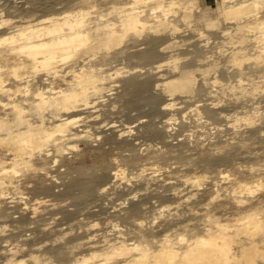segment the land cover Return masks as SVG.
<instances>
[{"label":"bare ground","instance_id":"6f19581e","mask_svg":"<svg viewBox=\"0 0 264 264\" xmlns=\"http://www.w3.org/2000/svg\"><path fill=\"white\" fill-rule=\"evenodd\" d=\"M59 1L17 0L16 16L0 7V264L264 263L261 0H221L217 13L212 0L53 11ZM106 61L120 66L106 75ZM100 102L138 113L121 128L79 124ZM47 163L64 168L52 175ZM30 186L50 199L30 204ZM83 205L120 221L93 236L99 223L87 221L71 247L66 233L48 235L34 253L5 237L45 214L81 225Z\"/></svg>","mask_w":264,"mask_h":264},{"label":"rangeland","instance_id":"374dc122","mask_svg":"<svg viewBox=\"0 0 264 264\" xmlns=\"http://www.w3.org/2000/svg\"><path fill=\"white\" fill-rule=\"evenodd\" d=\"M17 0H0V7H6L7 10H8V14L10 16H16V15H22L23 13H20V10L19 8L16 7V5L13 4V2H16ZM215 2L216 6L214 5L213 6V10L214 12H218V7L217 5L221 3V0H212ZM75 4V1L74 0H69L68 2H63V1H59L55 6H54V10L53 11H56V12H60L61 10H66V9H69L71 7H73ZM34 15H38L37 12H35ZM105 65H102L103 68H106L107 69V74H112L113 73V69L112 68H115V67H119L120 65L117 64V63H111V62H104ZM38 83V82H37ZM36 87V86H35ZM219 96H221V98L225 99L226 101H229V98H233L234 96L229 92V89H226L224 88V86H219ZM238 96H241V94H239ZM240 98H260V92L257 91V93H255L254 95H251V96H242ZM148 109L147 106H143L142 108ZM94 110L96 109L97 111L93 113L92 116L90 117H84L86 115V113L82 114V117L83 120L79 123V124H85V125H90L89 127H86L87 129H97V131L100 130V127L103 125V128L102 129H107L110 125H118V128H121L124 124V125H127L128 124V119L129 117L131 116L130 120L134 119L135 118V115L138 113L137 111H131L130 112V115L129 116H126L123 112H122V109L121 107H119L118 105H116L115 107H107V106H103L102 103L100 102L99 104H97L95 106V108H93ZM92 108H88L84 111H88V110H93ZM142 109V111H146ZM97 114H99L98 116H96ZM31 117H35V114L34 113H31ZM143 119H148V117H143ZM191 119H193V117H191ZM86 121H88L87 123H85ZM12 123V122H11ZM14 123V122H13ZM12 123V127L11 128H16L18 127L17 125H15V123L13 124ZM137 123V122H135ZM134 123V124H135ZM81 127V126H79ZM251 149H248V150H252L254 151V147L253 145L250 146ZM47 148V147H45ZM67 150H63V153H66ZM253 161H250V162H246V163H243L242 165H250L252 164ZM125 166V165H124ZM177 168H178V165H176ZM44 167H50V172L52 175H57L58 171L62 170L64 168V166H53V163H47ZM125 167H127V170H135L133 167H130L128 165H126ZM129 167V168H128ZM220 169H223L224 171H228L230 170L232 173V169L230 168H220ZM164 175H166V173H164ZM167 180H170L167 178ZM174 180V179H172ZM133 183V180L131 181ZM120 183V181H119ZM122 183H125V182H122ZM122 185V184H121ZM37 188L38 187H27V189H21L22 191H27L28 192V195H29V203L30 204H33L34 201L33 200H38L39 198H44L43 200H47V199H50V196H45L44 194H41V192L37 191ZM56 189H60V188H56ZM56 189H53V190H56ZM7 193H9V195H11L10 193V190L7 191ZM30 198L33 199L31 200L30 202ZM38 198V199H37ZM121 201V199H115L113 201V204L117 206V204ZM65 202H68V201H65ZM100 201L98 200H95L93 202V204H98ZM48 203V202H47ZM64 203V202H63ZM75 207L73 204H72V207L73 208ZM118 207V206H117ZM78 213H80L79 215V218H81V225H74L72 226L71 228H65L67 227V224H64L63 221L60 222V225H54L52 224V218H56V217H59L58 214H56L55 216H49V214H45L43 216H46L48 218H46L44 221V223H48V225H44V226H41V224L43 223V221H39L38 223L37 222H34V223H28V224H24V223H19L18 225L16 224V222H13L12 225L13 226H9L8 227V230H6V233L7 235L5 237H7V239L10 240V242H12L13 244L15 245H19V247L21 248V252H28V251H33L34 252H37V249L39 248V246H41L42 244H44L46 242V240H49L48 235L52 236V238H55L56 236H59V235H62V234H67L65 237H64V244L65 246H73L75 244V242L77 240H75L76 238V235L79 236V237H83L84 235V229L86 228L87 229V226L85 225V223L87 221H92L91 223H94V222H97L99 223V226H97V228H95L94 230L90 231L91 233L88 235V236H93L92 234L93 233H101L102 230H101V227H105L107 228V230H109L110 228H108V226H106V223L110 221H113L114 223L116 222H119V218L117 217H114V216H105V215H101V214H94L93 215H83L84 211L87 210V207H85L84 205L83 206H78ZM95 209H98V207H96ZM55 212V211H53ZM82 214V215H81ZM167 214V211L165 210L164 213H161V214H157L158 217H164L166 216ZM40 216H37L36 219H39ZM106 217H108L109 219L106 220ZM3 221V220H2ZM0 220V223L2 222ZM175 226L171 227V228H174ZM179 226H176L175 229H168L170 230L171 232H175V230L178 228ZM26 228H28L29 230H26ZM180 232L182 233H189L190 231H184L183 229H180L179 230ZM63 232V233H62ZM29 234V236H28ZM28 237H27V236ZM29 238L30 237H34L33 240H25V238ZM73 239V240H72ZM85 239L84 237L83 238H80L79 240H83ZM264 239V237L262 238ZM264 244V243H263ZM78 248V247H77ZM79 249H82V247L80 246ZM78 251H82V250H79ZM20 252V253H21ZM78 253V252H77ZM81 254H76V256H80ZM24 258H27V256H24ZM259 264H264L262 262H259Z\"/></svg>","mask_w":264,"mask_h":264},{"label":"snow or ice","instance_id":"6c2138e0","mask_svg":"<svg viewBox=\"0 0 264 264\" xmlns=\"http://www.w3.org/2000/svg\"><path fill=\"white\" fill-rule=\"evenodd\" d=\"M261 7H264V0H261ZM167 107V106H166Z\"/></svg>","mask_w":264,"mask_h":264}]
</instances>
